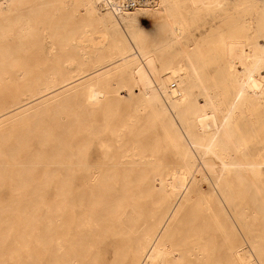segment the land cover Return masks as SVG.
<instances>
[{"label": "bare ground", "instance_id": "6f19581e", "mask_svg": "<svg viewBox=\"0 0 264 264\" xmlns=\"http://www.w3.org/2000/svg\"><path fill=\"white\" fill-rule=\"evenodd\" d=\"M127 1L0 0V193L14 194L0 201V264H264V0ZM141 10L155 41L135 27ZM208 12L219 24L188 43ZM122 102L134 107L118 128L159 123L162 138L116 159L91 136Z\"/></svg>", "mask_w": 264, "mask_h": 264}, {"label": "rangeland", "instance_id": "374dc122", "mask_svg": "<svg viewBox=\"0 0 264 264\" xmlns=\"http://www.w3.org/2000/svg\"><path fill=\"white\" fill-rule=\"evenodd\" d=\"M229 9L233 10V4L230 3ZM142 10H143V8H142ZM142 10L140 12H138V14L136 15V25L137 26L135 25V23H134V25H135V27L138 28V30L142 31L143 34L146 35V38H145L146 40H148V41L154 40L155 41L156 40L155 38L157 36L153 30H155L158 23L153 18V16H151L150 14H148L147 12L142 11ZM53 11L55 13H59V12H61V9H55ZM211 14H212L211 12L204 13L201 16L190 20L189 32L187 33L188 43L194 45L200 39H204L207 36V34L210 32V29L212 28V26L219 24L218 21H220V20L219 19H217V21L214 20V18L212 17ZM54 19H55L54 15H52V14L45 15L42 19V25L48 29ZM235 31L237 32V35L240 34V36H242V37H244V34H247V31L245 29H243L242 31L235 29ZM96 34H95L96 36L99 35L98 33H96ZM130 42L133 43V41H131V40H130ZM132 43H130V44H132ZM206 43H208L207 46L205 44V48L208 51L207 64H209L207 69L210 73H213L212 71L214 70V68L212 65V54L217 55L219 50L218 49L217 50H212V49L208 50V47L210 46V39H207ZM86 51L88 52L89 56H91L92 58H95L101 52L100 50L98 51V50H95L93 48L87 49ZM102 51H106V50H102ZM185 51H186L185 49L180 48V47H175V48H172L169 50H164V51H162L161 61L164 63L165 62L166 63L171 62L172 64H175L178 62V59L181 58V53H183ZM43 60L44 59H42V61ZM91 63H93V62H91ZM38 65L43 66V63H40ZM20 84L21 83H17V82L11 83V86H10V88H11L10 97L11 98L17 94L18 89L22 88V85H20ZM10 97H8V98H10ZM133 107H134L133 103L122 102L120 104V107H119V112L117 114L112 115L111 119H109V118L105 119L104 112L102 110H100L99 115L93 119V122L97 123L99 128L97 129L98 133L91 136L92 139L96 137V139L106 140L105 142L112 146L114 158H116V159H118L119 156L122 154V152L125 151L124 149H129V148L131 149L134 147H147L149 145H145V144L148 141L155 139V138H162L160 135H157L162 129L159 123H157V126H155L154 128H146V127L140 128L139 127L140 124L133 125L131 128H127V129L118 128V126L120 124H123L125 122V120L127 119V116H128L127 114L131 113V111L133 113ZM142 119L143 118L140 117V122H143ZM107 122H109V126L102 128L101 125L103 123H107ZM119 132L121 133L122 140L120 143H116V142H114V140L117 139L116 134ZM87 136L88 135H86V133H85V135L84 134L81 135L80 138L83 139ZM156 147L166 149V151L164 153L168 154V156L171 159L175 158L174 157L175 156V149L172 146V144L164 142V143H160V144L156 145ZM98 148H99L98 144L94 143L92 145L90 157L98 156ZM160 153H162V151ZM160 156H161V154H160ZM95 163H97V161H95ZM43 168L44 167L39 168L37 170V172H42ZM97 168H99V167H97ZM82 169H84V168H82ZM37 177L39 178L40 176L38 175ZM88 179H90V178H88ZM12 195H14V194H13V192L10 191L9 184H6L5 190L0 193V201L9 200ZM146 206H147V204H146ZM228 208L230 209V212H229V210L224 209L226 211V213L228 215L232 213L233 216L235 215L237 220L238 219L240 220V225L236 226V231L240 234L239 235L240 238H243L241 231H244L245 228H247V224L245 223V218H243V216L245 217V215L239 216L236 213L237 209L235 210V208H234V201H229ZM117 240L119 241V243L117 242L115 247H123L126 244L128 239H125L122 237L121 234L120 235L118 234ZM107 241H108V243H110L111 239L107 240ZM96 248H98L102 252V245H99ZM107 257L108 258L105 261H101L102 259L99 260V258H98V261L96 264H109V261L112 259L111 254L109 253Z\"/></svg>", "mask_w": 264, "mask_h": 264}, {"label": "built area", "instance_id": "2783aa9c", "mask_svg": "<svg viewBox=\"0 0 264 264\" xmlns=\"http://www.w3.org/2000/svg\"><path fill=\"white\" fill-rule=\"evenodd\" d=\"M136 4H137L136 0H129V1H127V3H126V5H127L128 7H131V8L135 7Z\"/></svg>", "mask_w": 264, "mask_h": 264}]
</instances>
